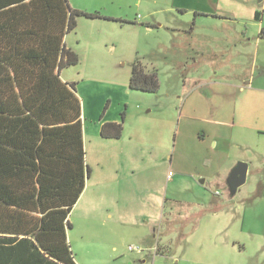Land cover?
<instances>
[{"label": "rangeland", "instance_id": "rangeland-1", "mask_svg": "<svg viewBox=\"0 0 264 264\" xmlns=\"http://www.w3.org/2000/svg\"><path fill=\"white\" fill-rule=\"evenodd\" d=\"M148 1L68 0L73 10L99 13L114 20L77 18V29L66 37L65 42L80 57V38L93 32L99 65H109L106 71L80 78V88L97 84L94 88L100 91L106 83L129 87L132 65L138 59L148 71H158L159 94L129 92L125 97L129 103L121 105L122 114L132 113L139 101L144 104L141 106L152 101L159 104L157 111H162L166 122V147L159 156V170L149 175L153 182L144 175L130 178L129 160L113 161L109 156V160L101 162L95 141L87 138L86 164L94 173L86 180L89 189L85 187L86 193L69 216L72 228L68 230V240L76 262L264 264V37L259 39L258 29L259 23L264 29V0H231L222 7L243 13L239 21L225 20V25L205 21L200 24L212 27L193 33L173 28L179 24L178 18L183 22L191 20L192 26L193 16L177 17L163 5L152 6ZM253 8L259 10L261 22L249 21ZM135 21L155 27L134 28L127 24ZM160 24L162 27H158ZM89 58L84 57L78 66L67 70L64 78L77 79L78 72L91 68ZM95 76L102 77L101 82L92 79ZM251 78L262 91L250 100L238 97L235 137L225 135L217 149L212 145L210 153L197 156L198 163L208 159V164L211 160L223 164L211 170L205 167L206 173L211 171L209 178L177 173L176 136L185 94L196 82L243 85ZM117 95L123 96L122 92ZM252 100L255 105L249 120L243 116L242 103ZM128 122L132 123L130 118ZM239 162L249 165V173L246 184L232 198L226 180ZM170 172L177 177L168 180ZM260 184L263 190L258 195ZM214 202L216 207L210 211ZM165 214L172 222L166 221ZM88 215L97 221L96 231L94 223L83 219ZM130 247L139 251L132 252Z\"/></svg>", "mask_w": 264, "mask_h": 264}, {"label": "trees", "instance_id": "trees-1", "mask_svg": "<svg viewBox=\"0 0 264 264\" xmlns=\"http://www.w3.org/2000/svg\"><path fill=\"white\" fill-rule=\"evenodd\" d=\"M77 18L114 21L68 0H0V264H76L69 216L91 169L77 84L61 72L80 63L65 43ZM129 85L156 94L158 71L136 60ZM124 117L104 125L102 138L121 139Z\"/></svg>", "mask_w": 264, "mask_h": 264}, {"label": "crops", "instance_id": "crops-1", "mask_svg": "<svg viewBox=\"0 0 264 264\" xmlns=\"http://www.w3.org/2000/svg\"><path fill=\"white\" fill-rule=\"evenodd\" d=\"M229 1L231 0H149L148 2L152 6L162 7L163 5L166 11H169V13L175 12L176 16H193L192 26H190L191 20L183 22L179 18V24L173 26L174 29H178L179 31L186 32V29H188V31L193 33L197 31V29L212 27L200 24L205 21L219 22L222 25L226 24L223 23L225 20L226 22L239 21L243 17V13L231 12L227 9H223L222 5L225 3L227 4ZM258 13L260 14L259 10L253 8L248 14L249 21L256 20L261 22V17L260 20L256 19V14ZM138 22H128L127 24L133 25L134 28H144V25H150L151 27H147L149 29L155 27V24L152 23L146 22L145 24V21ZM185 25H187V28ZM158 27H162V24L158 25ZM258 29L260 31L259 39H261L263 38V36H261V30L263 28H261L260 23L258 24ZM65 43L67 49H70L77 54L72 47L68 46L67 42ZM80 51H82L80 52L79 57L80 63L83 61L84 57L88 56L91 57L89 58V62L92 67L84 72H78L77 79L72 78L71 80H67L63 76L67 73V70L72 67L64 69L61 72V77L66 83L77 84V93L82 104L84 149L86 150V156L88 154L87 138L93 139L95 145H97L99 160L101 162L109 160V156L113 161H118L120 158V160H122V158L127 161L129 160L131 171L130 178L136 179V177L144 175L147 181L152 180L153 182V179L149 178L150 172L152 174L158 173L159 156L162 157L161 155L166 147V122L163 113H161L162 111H157L159 109V104L157 102L146 101L147 105L141 106V103L143 104V102L139 101L137 108H133L132 113H125L123 122L124 131L121 139L110 140L102 138L101 131L103 126L106 124L121 123L123 112L121 106L122 103H129L127 101V98L130 95L129 92H134L135 94H137V92L132 91L130 85L129 87H125L123 85L119 86L115 84L107 85V83L105 84L106 87L100 91L94 88L97 84H88L87 87L80 88V78L97 75L99 71H106V67H109V65L105 63H103L104 66L102 67L99 65L100 61L93 32L86 38H80ZM92 79L101 82L102 77L95 76ZM254 85L255 81L253 78H251L250 81H246L243 85L218 81H201L196 82L194 84L195 87L185 94L186 96L183 102L185 113H179L178 132L176 136V147L178 148L179 153H177V148H175L174 155L176 156L177 153V165H175L177 173L188 176L195 175V177L197 175L200 178H209L212 174L211 171L206 173V168L211 170L215 168V165H219V168L223 164L222 161L219 160L215 163L211 160V163L208 164V159H204V164L198 163L197 156L202 153L203 155L210 153V151L213 150L211 147L212 145L217 149L219 143H222L224 140L225 135H228L230 139L235 137L234 130L238 123L237 118L239 113V111L237 113L239 107L237 99L238 97H246L243 99H248L250 97L254 98L257 94L259 95L262 90ZM115 90H118L117 93L122 92V98H119ZM97 93L99 96H96ZM139 94L142 96H155L158 95L159 92L156 94L139 92ZM178 99L181 100V97ZM242 104L244 105L243 107H245V111L243 109V116H247L250 120L252 118L255 103L252 100V102ZM213 116L223 117L224 119L213 120L210 118ZM129 118L132 121L130 125H128ZM216 124L218 125V128L215 127ZM227 130H231V132L229 133ZM106 150L108 151L107 154ZM93 173L94 170H91L92 175ZM172 177H177V174H174ZM172 177L168 176V180ZM88 189L89 184L86 183V190ZM83 219L88 220L87 222L91 221L94 223L93 229L95 231L97 230V221H93L95 219L94 217L91 218V216L88 215L83 216ZM88 230L89 229H87V231ZM76 264L79 263L76 262Z\"/></svg>", "mask_w": 264, "mask_h": 264}, {"label": "water", "instance_id": "water-1", "mask_svg": "<svg viewBox=\"0 0 264 264\" xmlns=\"http://www.w3.org/2000/svg\"><path fill=\"white\" fill-rule=\"evenodd\" d=\"M248 173L249 165L243 162H239L230 172L226 180V185L232 198L246 184Z\"/></svg>", "mask_w": 264, "mask_h": 264}, {"label": "built area", "instance_id": "built-area-1", "mask_svg": "<svg viewBox=\"0 0 264 264\" xmlns=\"http://www.w3.org/2000/svg\"><path fill=\"white\" fill-rule=\"evenodd\" d=\"M171 176H173L172 173L169 174V177H171ZM129 250L132 251V252H133V251H136V250L139 251V249L136 248V247H130Z\"/></svg>", "mask_w": 264, "mask_h": 264}]
</instances>
